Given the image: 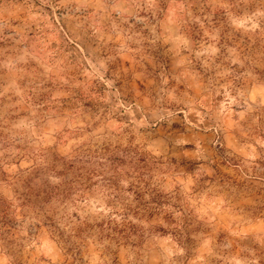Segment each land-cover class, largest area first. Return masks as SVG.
Masks as SVG:
<instances>
[{"label": "rangeland", "instance_id": "1", "mask_svg": "<svg viewBox=\"0 0 264 264\" xmlns=\"http://www.w3.org/2000/svg\"><path fill=\"white\" fill-rule=\"evenodd\" d=\"M0 264H264V0H0Z\"/></svg>", "mask_w": 264, "mask_h": 264}, {"label": "trees", "instance_id": "2", "mask_svg": "<svg viewBox=\"0 0 264 264\" xmlns=\"http://www.w3.org/2000/svg\"><path fill=\"white\" fill-rule=\"evenodd\" d=\"M69 191V188L66 189V191H61L58 193V191H54V192H46L43 196L44 200H46L47 198L53 196V195H56L58 197V195L64 193V192H68ZM166 202H159L157 200H153L151 203L149 204H146L145 207H143L141 209V212H145L147 210V212H151L149 213V215H153L155 214L159 209H161V206L165 205ZM43 224L45 226H47V231L49 233L48 237L49 239L51 240H54V241H57V238L60 239V242H62L63 244H65V241L63 240L62 238V234L60 232V229L58 228V226L56 225L55 223V220L51 219L50 217H48L47 215H43ZM123 228H126V224H122L121 225ZM86 228L88 229L89 228V225L87 223H84L81 225V227H75V229L73 230V237H78V235H82V233L86 230ZM104 231V229H100L99 232H102ZM101 234V233H99ZM118 236H120V238L122 239H125L124 235H123V231L122 230H118ZM82 243V242H81ZM69 250V248H67ZM74 250H77V252H79L80 248L78 247H75L73 249ZM76 252V251H75Z\"/></svg>", "mask_w": 264, "mask_h": 264}]
</instances>
